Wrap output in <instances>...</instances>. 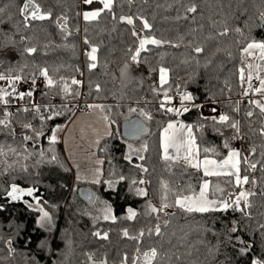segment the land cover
<instances>
[{"label": "trees", "instance_id": "trees-1", "mask_svg": "<svg viewBox=\"0 0 264 264\" xmlns=\"http://www.w3.org/2000/svg\"><path fill=\"white\" fill-rule=\"evenodd\" d=\"M24 2L0 0V8L5 9L4 13H0V21H3L0 23V72L23 77L16 84L17 92L32 90L33 75L36 77L43 67L49 69L54 79L63 76L70 81L75 77L83 84L72 86L74 92L79 91V96L65 97L60 85H57L40 91L36 100L34 97H25L24 100L11 97L7 106L0 104V118L5 111L13 114L10 129L0 126V147L3 149L0 155V206H3L0 208V264H92L90 253L96 261L106 256L108 264H121L123 255L127 253L128 264H133L137 242L122 236V229L125 228L130 235L138 234L140 229L145 230L144 240L139 245L141 251L151 246L160 249L162 256L159 264H251L254 258L264 259V229L260 228L264 224V196L260 195L264 192V160L261 157L264 136L259 133L260 127L264 126V116L248 103L250 99L261 97L251 93L243 96L244 88L238 79L241 49L247 40L234 31L226 37L217 35L225 26L233 30L240 27L244 29L245 37L264 39V29L255 27L258 23V0H147V3L134 0L131 4L127 0H118L114 9L116 20L109 13H104L99 22L91 23L82 18V0H35L43 11L51 10L53 16L50 20H29V27L24 26L19 12ZM193 2L198 5L195 20L192 19L193 14L183 19L185 8ZM129 14L144 15L153 25L151 30L142 31V25L137 21L136 30L141 36L155 35L157 39L171 40L173 45L180 43L181 46L148 45L147 50L141 52L139 63L133 62L131 56L138 46V39L132 36V27L118 19L120 15ZM62 15L68 17L67 26L71 35L55 24L56 18ZM178 16L181 18L177 19ZM249 27L253 29L251 33ZM85 36L99 46L98 66L91 72L85 56L89 50L84 43ZM209 36L215 38L209 40ZM240 40L243 43L236 42ZM189 41L203 44L205 52L194 53ZM28 47H35L37 52H25ZM217 48L231 51L232 57L223 51L217 53ZM250 58L248 62L252 63ZM208 60L212 63L205 67ZM161 66L170 69L168 85L173 97L182 91L194 96L195 99L189 102L194 107L200 103H215L221 114L240 122L239 133L227 125H213L210 119H204L212 116L203 115L197 107L180 116L162 110L160 102L163 93L160 91L158 71ZM96 84L100 85L99 92L95 90ZM153 89L160 94L157 95ZM33 102L41 105V113L46 117L48 112L44 105L55 106L64 114L42 122L35 112L18 111L24 106L31 108ZM93 103L106 106L104 113L112 125L111 135L104 137L97 148L98 156L104 161L101 183L75 182L76 185L79 182V187H93L96 196L111 205L117 217L115 222L96 221L80 208L82 200L74 189L71 190L74 171L64 147L60 141L53 145L48 139L55 126L66 123L77 110L86 109V105ZM173 103L180 104V99L174 98ZM237 104L239 112L235 111ZM129 108L143 109L152 115L151 120H145L150 134L138 141H128L121 136L122 120L140 116L139 111L129 113ZM250 110L255 112L253 117L246 115ZM173 120L204 125L203 130L193 129L200 146V157L205 155L204 148H215L219 155L213 158L222 159L229 151L223 147L225 140L230 149L240 151L241 175H249L250 180L257 182L254 187L251 184L244 186L257 193L250 198L252 208L247 209L251 212L250 217L232 209L227 212L188 213L175 206L166 209L168 215L160 213L159 219L155 214L147 215L149 200L157 206L160 204L162 182L166 181L172 192L184 194H189V185L198 193L202 182L201 171L187 167L183 161L166 163L161 159V132ZM28 123L37 131L43 125L44 135L25 140V135L34 136L31 129L23 127ZM217 128L219 132L215 130ZM237 135L239 139L233 138ZM145 141L148 151L143 153L146 157L144 161L135 155L131 162L124 159L128 144L132 142L134 148H140ZM253 147L256 148L254 154L251 152ZM51 148L55 149L54 153L49 151ZM53 154L59 163L51 162ZM244 156H248L251 163L260 161L255 171L246 168ZM139 163H143L149 171L140 172L134 167ZM121 175L126 179L120 181ZM133 178L150 183L132 185ZM210 179L213 185L219 183L227 191L240 190L226 184L225 177ZM108 180L119 182L109 187ZM13 183L36 189L34 195L51 214V223L41 226V213L28 207L35 202L32 197L25 196L19 201L7 197L6 191ZM137 187L147 188L148 196H137L134 191ZM172 192H169V203L174 201ZM75 194L79 204L73 201ZM218 196L210 194V198ZM128 208L138 213L136 219H124ZM164 220L169 223L165 225ZM157 223L161 224L162 235L148 236L147 229L154 228ZM234 223L236 232L230 231ZM97 230L108 232L109 238L102 240L95 237L93 233ZM8 240L12 241L14 252L9 250ZM245 245H251V248L247 254H241L239 250Z\"/></svg>", "mask_w": 264, "mask_h": 264}, {"label": "snow or ice", "instance_id": "snow-or-ice-1", "mask_svg": "<svg viewBox=\"0 0 264 264\" xmlns=\"http://www.w3.org/2000/svg\"><path fill=\"white\" fill-rule=\"evenodd\" d=\"M134 0H127V3L131 4ZM145 3H147V0H144ZM82 3L85 6H91V5H99V7H96L92 10H85L82 13V18L86 22H99L102 15L104 13H109L111 15V18L113 20L117 19V15L115 12V7L118 3V0H82ZM171 7V5H169ZM258 15L256 17L258 23L255 24L256 28L264 29V0H258V3L256 4ZM5 9L0 8V13H4ZM20 14L23 17L24 20V26L29 27L28 24L29 20L33 21H44V20H50L52 19L53 13L51 10L49 11H43L41 9V6L35 2V0H25L22 7L19 9ZM198 12V5L196 3H190L185 8V15L183 19H188V14H193L192 19L195 20V15ZM77 15H81V13H77ZM181 17H177V19H180ZM119 21L121 23L127 24L132 27V36L138 39V46L136 47L133 55L131 56V60L133 62L139 63V58L141 55V52L147 50L148 45H153L156 47H161L165 44L172 45L174 47H180L181 44L177 43L173 45V42L171 40H163V39H157L155 35L148 36L144 35L141 36L140 33L136 30V23L139 21L142 25V31L143 30H151L153 25L149 22V19L140 14L136 15H120ZM251 19V18H250ZM0 23H3V21H0ZM56 26L62 30L65 33H68V35H71V31L68 28V17L66 15H62L60 17H57L55 20ZM252 27L248 28V31L251 33ZM87 31V30H85ZM195 31V29L193 30ZM230 31H234L235 33L239 34L243 40H247V43L245 46L241 49V66L238 68V79L240 82V85L242 88H244L242 95L247 97L249 94L259 95L260 99H250L248 103L253 106L254 109H258L261 116H264V39H257L254 36H244V29L240 27H236L234 30L229 29L227 26L224 27L223 31H220L217 33L220 37H226L229 35ZM67 37H65L66 39ZM215 37L209 36L207 39L212 40ZM181 41H183V37L180 38ZM243 40L236 41L237 43H243ZM85 45L89 46V50L85 52V56L87 57V67L88 70L91 72L92 70L96 69L98 66V51L99 46L96 44H92L91 41L85 36L84 38ZM189 45L192 47V51L196 54H203L205 52V47L203 44L196 43L193 44L192 41H189ZM129 51H132L131 49ZM223 51L228 57H232V52L227 49H221L217 48L216 52ZM25 52L29 54H34L37 52V49L35 47H28L25 49ZM215 54V53H214ZM251 57L254 60L258 61L257 63H249L248 58ZM195 58V57H194ZM198 62V61H197ZM212 61L208 60L205 67H207L209 64H211ZM127 68V65H125ZM79 71V69H77ZM155 71V69L153 70ZM159 83L161 86L168 84L169 82V73L170 69L161 66L159 68ZM39 75L43 77L45 81V86L49 89L57 87V85H60V91L63 93L65 97L67 96H79V91H73L72 86H80L83 84V81L76 79L75 77H72L71 80L65 79L63 76H61L58 80L54 79L52 75L49 74V69L47 67L40 68ZM82 75V73H81ZM23 77L21 75H5L3 72H0V80L7 81V87H0V104H3L7 106L10 103L11 97H18L20 100H24L25 97L31 98L34 94V88L32 90H29L27 92H17L16 84L18 81L22 80ZM253 79L257 80L259 82L258 86H254L252 81ZM32 83L35 85L36 83V77L33 75ZM246 85V87H244ZM95 90L97 92L100 91V85H95ZM154 92H156L157 95L160 94V91L163 92V100L160 102V108L168 113H174L176 116L183 115V113H186L190 111L188 107L185 106L186 102H192L195 98L194 96L189 92H184L180 96V107H166L167 104H170L173 100V97L169 95V89H164L161 87L160 91H157L156 89H153ZM44 109L48 112L47 117L41 113V105L38 103H32V107L29 108L28 106H24L22 109H18V111L22 112H35L36 115L39 117V119L43 122L45 120H51L55 118L56 116L63 115L64 113L62 111L56 110L55 106H49L44 105ZM86 107L90 109H99L101 112L104 111L105 105L103 104H88ZM110 107V106H109ZM195 107L199 108L202 107L201 105H195ZM239 106L235 107V111L239 112ZM70 111V110H68ZM139 111L140 116L144 117V120H151L152 115L149 112L144 111L143 109H135V108H129V113L137 112ZM213 112L216 111L215 108L212 109ZM255 114L254 111L250 110L247 111L246 115L248 117H253ZM12 113L9 111H5L3 114V118H0V126L4 128H11L12 125ZM103 119L105 121L108 120L107 116H104ZM204 119H210L213 122V125L220 124V125H227L229 128H232L235 130L236 133H239L240 131V122L234 121L231 119V117L227 114H220L217 116L212 117H204ZM133 127L131 131V135L135 137H139V135L143 132L147 131L146 126L142 122L134 121L132 122ZM24 128L31 129L34 133V136H28L25 135V140H32L34 137H40L44 135L43 131V125L41 127L40 131H37L32 124H24ZM194 128H199L200 130H203L204 125H193V124H185L183 121L175 120V121H169L167 125L163 128L162 134L160 137V147L162 150L161 159L163 161L177 163L180 161H183V163L187 167H191L197 171L202 172V182L199 185V191L198 193L192 188L191 185L188 186V193L184 194L183 192H172V189H170L169 184L164 181L162 182V194L160 196V204L159 206L153 204L151 200L147 203V215H153L155 214L157 216V219H159V214L164 213V215H168L166 212V209L170 207H179L185 212L188 213H209V212H216V211H223L227 212L229 209L232 210H238L240 211L244 216L250 217L251 212L247 209L252 208L251 203V197L257 195L255 191H252L250 189L245 188V185L251 184L253 187L257 183L255 179L250 180L249 175H241V153L236 149H230L229 143L227 140L224 141L223 147L225 149H229L226 156H224L222 159H215L213 158L216 155H219V153L216 151L215 148H204L203 152L205 155L201 159L200 157V146L197 143L196 133L194 132ZM63 129L61 126H56L55 129L52 130L51 135L48 137L51 144H55L58 141V132L62 131ZM217 132L220 130L217 128L215 129ZM259 133L261 136H264V126H261L259 129ZM222 134V133H221ZM105 135H111V133L106 132ZM233 138L239 139L240 137L234 136ZM97 143H99V140H97ZM170 149L172 151H170ZM11 151H15V149H10ZM106 150V149H105ZM49 151L53 152L55 151L54 148L49 149ZM148 151V143L145 141L140 148H134L132 144H128V152L124 156V159L131 162L133 159V156L135 155L140 161H144L146 159L145 155L143 153H146ZM251 152L254 154L256 152V148L253 147L251 149ZM3 154V149L0 147V155ZM211 154V155H209ZM44 153L41 152V156H43ZM262 160H264V152L261 153ZM51 162L59 163V160L55 154L51 157ZM243 162L246 165L247 169H250L251 171H255L257 168V164L260 163V161L256 163L249 162V157L244 156ZM104 163L103 160H97V165H102ZM63 167V165H61ZM134 167L138 168L140 172L147 173L149 169L144 166L143 163L135 164ZM67 170V169H65ZM262 170H264V165H262ZM102 168L97 167L93 170V179L92 182L99 184L101 183L100 177L102 176ZM112 175H115V172H112ZM219 178V177H225L226 178V184L232 186L233 188L240 189L238 192L233 191H227L225 187H222L219 183H216L213 185L212 180L210 178ZM78 179L82 178L78 175ZM126 177L121 175L119 177L120 181L125 180ZM119 181H112L108 180L106 181L107 185L109 187H114L115 183H118ZM132 185H145L150 183V181H147L145 179L136 180L135 178L131 181ZM135 194L137 196L147 197L148 196V190L144 187H137L134 189ZM36 192V189L34 188H23L19 186L18 184H11L10 189L6 191L7 197H9L12 201H19L23 200L25 196L32 197L33 200H35V204H28L27 201H24L26 204H28L29 208H35L37 211L41 213L40 216V224L43 227L45 223H51L52 216L51 214L44 209V207L40 204V199L34 195ZM169 192H172L174 196L173 203H169ZM210 194L212 196H215L216 194H219L218 198H210ZM260 195L264 196V192H261ZM98 198L89 197V200L92 202H95V200ZM243 205V206H242ZM3 206H0L2 208ZM101 215L94 217V220H104V221H112L115 222L117 220V217L113 214V209L111 205L107 204V202H103V207L100 209ZM138 213L132 209H127V215L124 217V219L127 220H134L136 219ZM163 223L166 225L169 223L168 220H164ZM261 229H264V224L260 225ZM232 232L237 231V227L234 226L230 229ZM155 235L157 237H160L162 235L161 230V224L157 223L154 228L147 229V235L152 236ZM95 237H98L102 240H107L109 238L108 232H101L97 230L93 233ZM122 236L128 238L129 240H133L137 242V247L135 250V255L132 258L133 264H159L160 258L162 256V253L160 249H158L155 246L149 247L145 251H141L140 244L143 242L145 237V230L140 229L138 234L136 235H130L129 230L127 228L122 229ZM241 243H244L241 241ZM7 244L9 245V250L14 252L15 249L11 247L12 241L8 240ZM251 245H245V247H242L239 251L241 254H247L250 250ZM89 260L92 262V264H108L107 257L101 258L99 261H96L93 258V254H88ZM166 255V254H165ZM129 257L127 253H125L122 257L121 264H128ZM251 264H264V259H261L259 257L254 258L251 261Z\"/></svg>", "mask_w": 264, "mask_h": 264}, {"label": "crops", "instance_id": "crops-1", "mask_svg": "<svg viewBox=\"0 0 264 264\" xmlns=\"http://www.w3.org/2000/svg\"><path fill=\"white\" fill-rule=\"evenodd\" d=\"M258 84L259 82L257 81L256 85H253L258 86ZM198 105L202 106L199 107V110L203 115L218 117L221 114L220 108L216 106L215 103H200ZM213 108L216 109L215 112L212 111ZM104 116H106L104 111L101 112L99 109H79L71 116V118L66 123L57 125L61 126V128L63 129L62 131L58 132V141L62 143L69 163L71 164V166L72 164L78 166L77 173L74 172L77 179H74L75 181L93 183V170L97 167L102 168V165L96 164L97 160H101V158L97 154V148L101 140L104 137L108 136L105 135V133L112 132V125L109 120L105 121L103 119ZM184 123L189 124L187 122ZM55 128L56 126L53 129ZM97 140H99V143H97ZM88 144H92L91 149L95 152V156L92 155L90 161L88 162V164H86L85 156L81 153V151L84 149V145L88 146ZM170 151L172 150L170 149ZM202 158L203 157H201V159ZM78 175L82 178L78 179Z\"/></svg>", "mask_w": 264, "mask_h": 264}, {"label": "rangeland", "instance_id": "rangeland-1", "mask_svg": "<svg viewBox=\"0 0 264 264\" xmlns=\"http://www.w3.org/2000/svg\"><path fill=\"white\" fill-rule=\"evenodd\" d=\"M96 7H99V5H91V6H85L83 3H82V13L85 11V10H92V9H94V8H96ZM250 60H251V62L252 63H257L258 61H256V60H254L253 58H250ZM169 80H170V77H169ZM6 82L7 81H3V80H0V87H6ZM33 85V84H32ZM31 85V86H32ZM256 85V84H255ZM30 86V87H31ZM161 87H163L164 89H169V95L170 96H172L173 97V95L172 94H170V86L168 85V84H166V85H163V86H161ZM18 90V89H17ZM163 93V92H162ZM164 98V97H163ZM174 98V97H173ZM174 101L172 100V102L170 103V104H167L166 105V107H177V108H179L180 107V104H176V103H173ZM179 105V106H178ZM185 106L186 107H188L189 109H192V108H195L194 107V105H192V103H189V102H186L185 103ZM130 144H132L133 145V147H134V143H130ZM87 145V144H86ZM86 145H84V149L81 151V153L85 156V161H86V164H88V162L90 161V158H91V156L92 155H94L95 156V152L91 149V145L92 144H88V146H86ZM88 147V148H87ZM72 168H74V172H76L77 173V167L78 166H76V165H74V164H72ZM88 173V172H87ZM88 175H89V173H88ZM90 176V175H89ZM74 178L76 179V177H75V174H74ZM77 180V179H76ZM79 183V182H78ZM78 183H77V185H76V182H75V180H74V182L72 183V186H71V190H75V193L77 192V190H78V188H79V186H78ZM63 184V186L65 185V183H62ZM96 198H98V199H96L95 200V202H93V203H91V204H88V203H86L85 201H83L82 199V205H80V208L82 209L83 208V211L88 215V216H90V217H92L93 219H94V217H97V216H99V215H101V213H100V209L103 207V202H105L104 200H102L101 198H99V197H97L96 196ZM73 201H74V203L75 204H79V201H78V198H77V196H76V194L75 195H73ZM32 204H35V202L34 203H32ZM108 204V203H107ZM243 206V205H242Z\"/></svg>", "mask_w": 264, "mask_h": 264}, {"label": "water", "instance_id": "water-1", "mask_svg": "<svg viewBox=\"0 0 264 264\" xmlns=\"http://www.w3.org/2000/svg\"><path fill=\"white\" fill-rule=\"evenodd\" d=\"M134 121L142 122L147 128V131L141 133L138 138L130 134L132 131V127H133L132 122H134ZM120 131H121V136L125 140L138 141V140H141L142 138L146 137L147 135H149L151 130H150L148 123L142 117L132 116V117H129V118L122 120L121 126H120ZM77 193H78V196L88 204L93 203L92 201L89 200V197L91 196V197L96 198V195H97L96 190L93 187L86 186V185L80 186L77 190Z\"/></svg>", "mask_w": 264, "mask_h": 264}, {"label": "built area", "instance_id": "built-area-1", "mask_svg": "<svg viewBox=\"0 0 264 264\" xmlns=\"http://www.w3.org/2000/svg\"><path fill=\"white\" fill-rule=\"evenodd\" d=\"M256 83H257V80H254L253 81V84H256ZM33 88L35 89L34 90V94H33V97H34L35 100L37 99L38 93L40 91L46 90V88H47L45 86V81H44L43 77H41L39 74L36 76V83H35V85H32L31 86V89H33ZM181 94H182V91H178L175 94L174 98L176 100L177 99H180ZM79 103L81 104L82 102L80 101Z\"/></svg>", "mask_w": 264, "mask_h": 264}]
</instances>
